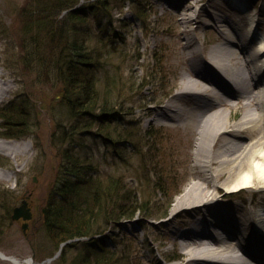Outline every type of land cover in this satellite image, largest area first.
<instances>
[{
  "label": "trees",
  "instance_id": "trees-1",
  "mask_svg": "<svg viewBox=\"0 0 264 264\" xmlns=\"http://www.w3.org/2000/svg\"><path fill=\"white\" fill-rule=\"evenodd\" d=\"M80 2L32 0L24 7L21 60L33 75L31 87L42 88L43 107L29 91L1 104L0 134H34L44 109L52 120L56 165L41 227L56 248L70 240L54 264H129L135 240L123 242L108 231L139 216L154 225L169 216L176 194L169 197L163 175L154 176L169 134L162 127H144L135 115L137 108L162 103L163 98H149L154 73L138 77L132 66L127 70L132 60L142 57L122 31L127 21L115 12L128 7L139 23L145 19L139 0ZM35 145L40 158L44 149L38 140ZM136 157L141 161L139 173L149 172L145 178L156 194L152 198L125 175ZM10 191L1 190L5 200ZM4 206L9 215L11 203Z\"/></svg>",
  "mask_w": 264,
  "mask_h": 264
},
{
  "label": "rangeland",
  "instance_id": "rangeland-1",
  "mask_svg": "<svg viewBox=\"0 0 264 264\" xmlns=\"http://www.w3.org/2000/svg\"><path fill=\"white\" fill-rule=\"evenodd\" d=\"M29 1L32 0H0V87L7 88L0 97V105L17 94L29 91L42 106L44 94L39 91L42 88L35 85L31 87L33 75L21 60L23 53L22 13ZM85 1L81 0L80 3ZM198 2L200 6L202 5L201 11L204 10L205 21L199 19L196 22H184L186 11L171 6L167 0H139L143 17L147 18L145 24L143 22L145 19H140L137 23L135 12L128 7L123 12H115L116 17L127 21V23H123L122 31L128 34V41L132 45L133 52L142 57L138 61L132 60L129 65V62H126L127 70L132 66L138 77L143 73L152 72L155 74L150 79L154 83V88H152V95L149 98H163V102L150 103L145 108H137L135 115L142 120L144 127L151 125L162 127L165 128L166 134H169L165 142L162 143L164 153L161 165H158L156 170L159 173L154 174V176L163 175L164 181H167L165 184L169 191V197L176 193L169 212V219L154 221V225H151L147 219H139V216L134 219H124L120 222V226H113L108 231L111 234H118L119 240L123 242H128L130 239L135 240L136 243L132 246L133 258L129 264H173L180 262L191 254L189 250L192 245H182V241L185 240L184 234H201L204 225L205 231L211 236L206 241H210L213 246H223L224 242L221 240L228 234H224L223 229L216 225L221 222V219L224 220L226 212L234 210L237 219L240 217L243 219L242 217H247V213H249L250 221L253 222L257 211L259 209L264 210V190L248 187L239 192H232L223 186L230 175V171H226L219 178V192H216L215 186L209 184L206 195L191 196L190 200H183L181 206L177 205L176 199L178 197L183 196L184 199L188 194L190 197L191 193L188 188L192 181L202 182L204 175H211L210 168L200 163L198 158L203 157L201 153L218 155L217 148L221 142L220 134L215 139L214 137L217 132L223 129L222 127L225 126L224 128L229 130L228 132L236 128L237 130L229 136L246 143L261 135L259 131H247L248 125L238 124L245 111L248 110L247 107L242 104L229 106L224 102L216 106L219 104L217 99H205L202 110L209 105L215 106V108L220 107L226 112L229 111L230 117L228 120H223L227 121L225 124L223 122L220 126L211 129L209 127V130L207 129V132L201 135L199 133L201 129L196 123L194 112L199 111L197 103L204 99L197 98L195 95H177V93L189 88L184 83V77L188 67L193 63L190 57L197 55L200 48L203 47L204 52L201 53L200 51V53L204 56L203 58L209 59L212 48L224 40L221 29L230 34L234 33L229 25H226L228 27L218 25L214 21V14L219 12L229 22L233 23V26L241 28L244 36L251 40L254 35L249 33L250 15L257 14V28H254L253 32L258 35L264 34V0H250L247 11H244V7L230 6L224 0H198ZM187 12L194 13V10ZM241 38H238L236 42H240ZM187 39L194 40L195 45L187 47ZM250 45L257 48L256 40L250 42ZM258 63L260 64L262 61ZM195 68L200 69L197 66ZM263 72L261 73L263 74ZM172 89L173 92L169 96H163L166 91ZM228 89L232 95L229 96L230 99L236 100L234 97L237 93L236 89L234 87H228ZM40 118V124L35 129L34 134L23 138H7L0 134V251L7 256L20 260L33 257L36 263H41L43 260L54 256L59 250L46 238L41 227L42 211L45 207L50 183L55 174L56 154L50 144L53 123L46 109L43 110ZM226 134L228 133L222 135ZM35 140H38L44 149V155L40 158L39 147L35 145ZM209 140L210 145H207ZM198 144H201L199 149ZM222 152L226 151L222 150ZM220 155L222 153L218 156ZM140 162L139 157L134 158L125 171V175L131 185H141L148 191L145 195L146 198H152L156 194H153L152 190L149 189L148 181L145 178L146 173L149 175V172L139 173L137 167ZM152 164V162H148L149 168L152 167ZM217 166L218 163H215L212 168ZM11 171L15 173L10 177ZM151 178L153 180L152 176ZM5 188L11 190L6 193L7 200L3 198L1 193V190ZM211 193L218 195L220 204L213 211L215 215L220 214L221 219H214L203 207L182 209L188 202L206 198ZM27 196H29V206L32 209L33 218L29 221L27 233L24 234L23 220H14L12 214L14 208L19 206ZM10 203L12 210L8 215L4 204L9 205ZM164 203L166 204V201L161 202L162 205ZM204 218L211 223H201ZM236 240L239 241V238L233 240L234 244ZM126 249L131 250V246ZM194 254L201 257L207 253L197 250ZM260 254V258L263 259L264 253L260 252ZM219 256L232 257L230 255ZM57 258L47 264H54ZM249 261L254 262L251 258ZM0 264L19 263L0 256Z\"/></svg>",
  "mask_w": 264,
  "mask_h": 264
},
{
  "label": "bare ground",
  "instance_id": "bare-ground-1",
  "mask_svg": "<svg viewBox=\"0 0 264 264\" xmlns=\"http://www.w3.org/2000/svg\"><path fill=\"white\" fill-rule=\"evenodd\" d=\"M167 1L171 6L186 11L184 22H196L199 19L205 21L204 10L202 9L201 11L202 5H199L198 0ZM224 1H227L230 6H243L244 11L249 10L248 3L250 0ZM190 10H194V13L187 12ZM256 18L257 14L250 15L249 33L251 32L252 36L254 35L253 39L251 37L250 40L244 36L241 28L233 26V23L229 22L227 18L216 12L214 14V21L218 25H229L232 27L231 29L234 33L230 34L221 29L224 40L212 48L209 59H203L201 55L204 52L203 47L200 48L201 53L199 51L197 55L190 57L194 65L193 63L190 64L184 77V83L189 88L179 91L177 95L190 94L204 99L198 102L199 104L197 103L199 111L194 112L196 123L201 129V131L199 130L201 135L206 133L209 127L211 129L212 127L220 126L223 122L225 124L227 121L223 120H228L230 117L229 111L226 112L225 109H220V107L215 108V106L211 107L209 105L202 110L206 101L205 99H217L219 104L216 106L224 102L229 106L242 104L247 107L248 110L245 111L238 124L248 125L247 131H259L261 135L253 141L246 143L229 136L237 130L236 128L228 132L229 130H226L225 126L222 127L224 130L222 129L223 131L217 132L214 137L215 139L220 134L219 138L221 142H219L217 153L218 155L222 153V155L201 153L203 157L198 158L200 163L210 168L211 175H204L202 182L192 181L188 188L191 193L190 197L189 194L184 199L183 196L178 197L176 199L178 201L177 205L181 206L183 200H190L191 196L206 195L209 184L215 186L216 192H219L220 183L218 181L226 171H230V175L223 185L226 189L234 191L238 188L252 187L264 190V107H261L264 106V72L263 74L261 73L264 71V34L258 35L253 32L257 28L255 27ZM238 38L241 39L237 43ZM253 40H256L257 48H253L250 45V42ZM186 45L187 47H193L195 41L187 39ZM259 61H262V63L259 64ZM195 66L200 69L195 68ZM228 87L236 89L237 93L234 96L236 100L230 99L229 96L232 95H230L231 92H229ZM6 90V87H0V97ZM223 133L228 134L222 135ZM207 145H210V140L207 141ZM200 147L201 144H198V149ZM222 150L226 152H222ZM204 157L205 159H203ZM215 163H218V166L212 168V165ZM14 173V171H11L9 176H13ZM218 204L220 203L217 193L213 195L211 193L206 198L188 202L182 209L203 207L214 219H221L220 214L215 215L213 211ZM218 210L220 209L218 208ZM257 212L254 215L253 222L250 221L249 213H247V217L244 216L242 217L243 219L241 217L237 219L234 210L226 212L224 220L221 219V222L216 225L223 229L224 234H228L221 240L224 242L223 246H213L210 241H206L211 236L205 231V225L201 234H184L185 240L182 241V245H192L189 250L191 254L180 262L173 264H264V258H260V252L264 253V210L259 209ZM244 218L247 219L244 220ZM201 223L209 224L211 222L204 218ZM237 237L239 241L236 240L234 244L233 240ZM197 250L204 251L207 254L199 257L194 254ZM213 254L216 255L214 256ZM219 255H230L232 257L225 258ZM0 256L6 259L5 255L1 252ZM249 258L253 259L254 262H250ZM12 261L15 262L14 260ZM20 263L37 264L28 260Z\"/></svg>",
  "mask_w": 264,
  "mask_h": 264
},
{
  "label": "water",
  "instance_id": "water-1",
  "mask_svg": "<svg viewBox=\"0 0 264 264\" xmlns=\"http://www.w3.org/2000/svg\"><path fill=\"white\" fill-rule=\"evenodd\" d=\"M28 197L27 196L26 198L23 199L22 203L19 205V206H16L14 208V211H13V214H12V218L14 220H19V219H22L23 220V223H22V228H23V232L24 234L27 233V229L29 227V221L33 218V212H32V209L31 207L29 206V200H28ZM69 241H66V242H63L61 243L60 245V248L58 250V252L53 256V257H49L45 260H43L41 263H37V264H45V263H49L51 262L53 259H55L56 257H58L62 251V248L63 246ZM6 259H9V260H14L16 263H19L21 264L20 262H26L27 260L28 261H31L32 263H34V259L33 257H29L27 259H24V260H20V259H17L15 257H12V256H7L5 255L4 256Z\"/></svg>",
  "mask_w": 264,
  "mask_h": 264
}]
</instances>
